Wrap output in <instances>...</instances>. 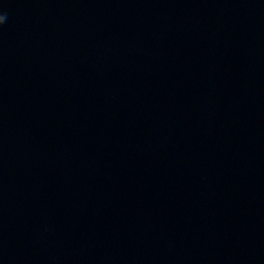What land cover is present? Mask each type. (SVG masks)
I'll return each mask as SVG.
<instances>
[{
  "label": "water",
  "instance_id": "95a60500",
  "mask_svg": "<svg viewBox=\"0 0 264 264\" xmlns=\"http://www.w3.org/2000/svg\"><path fill=\"white\" fill-rule=\"evenodd\" d=\"M0 16V264H264V0Z\"/></svg>",
  "mask_w": 264,
  "mask_h": 264
},
{
  "label": "clouds",
  "instance_id": "9594fccd",
  "mask_svg": "<svg viewBox=\"0 0 264 264\" xmlns=\"http://www.w3.org/2000/svg\"><path fill=\"white\" fill-rule=\"evenodd\" d=\"M4 19H5V17H4V16H0V22H3V21H4Z\"/></svg>",
  "mask_w": 264,
  "mask_h": 264
}]
</instances>
